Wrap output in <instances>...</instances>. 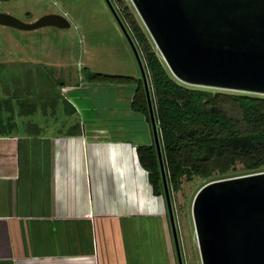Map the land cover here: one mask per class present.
<instances>
[{
	"label": "crops",
	"instance_id": "1",
	"mask_svg": "<svg viewBox=\"0 0 264 264\" xmlns=\"http://www.w3.org/2000/svg\"><path fill=\"white\" fill-rule=\"evenodd\" d=\"M74 86L69 96L75 104L59 93L51 129L35 130L25 121L10 128L0 121V264H127L124 244L137 243L131 231L138 230V218L162 211L136 148L155 141L152 122L132 106L137 83L82 77ZM64 99L77 109L65 124ZM73 122H80L81 132L69 133ZM111 147L135 151L150 187L144 193L134 171L117 167L122 153ZM87 160L94 178L103 179V169H109L110 190L91 184ZM122 196L124 207L138 203V212L117 214Z\"/></svg>",
	"mask_w": 264,
	"mask_h": 264
},
{
	"label": "water",
	"instance_id": "2",
	"mask_svg": "<svg viewBox=\"0 0 264 264\" xmlns=\"http://www.w3.org/2000/svg\"><path fill=\"white\" fill-rule=\"evenodd\" d=\"M132 2L179 80L198 86L264 93V0ZM115 13L119 18L116 10ZM0 25L35 30L44 26L69 28L71 21L58 12L29 22L0 11ZM122 26L142 68L167 203L178 243L145 65L133 38L123 23ZM193 217L203 264H264V171L208 182L195 196ZM180 260L182 262L181 256Z\"/></svg>",
	"mask_w": 264,
	"mask_h": 264
},
{
	"label": "rangeland",
	"instance_id": "3",
	"mask_svg": "<svg viewBox=\"0 0 264 264\" xmlns=\"http://www.w3.org/2000/svg\"><path fill=\"white\" fill-rule=\"evenodd\" d=\"M125 1L137 22L155 43L132 0ZM0 11L11 13L29 22L35 21L47 13L67 12L72 20L69 28L44 26L35 30H21L0 25V114L4 115L5 122H7V106L11 105L17 124L25 121L26 126L30 125L35 130H45L46 127L51 129L50 119L54 118L50 115L53 113L52 97L62 92V86H74L79 80L81 81L82 77L86 78V68L113 74L137 73L140 78H143L136 51L122 23L135 44L136 40L131 32V27L121 13V7L115 0H0ZM136 46L138 48L137 44ZM155 47L163 58L156 43ZM139 53L144 62L140 50ZM144 65L146 69L145 62ZM187 85L264 96V93L237 89ZM90 86L93 90L92 85ZM23 100L34 105L36 109L33 112L25 113L22 107ZM111 150L114 154L115 152L122 153L120 154L121 160L115 159V164L118 168L125 165L129 171H134L137 174L141 192L144 193L145 189L150 188L146 172L139 164L135 151L130 147L128 149L111 147ZM85 157L87 159V154ZM87 161L86 168L90 173L91 184H98L100 187L110 190L113 181L109 169H103V179L94 178L91 175L93 172L92 163L90 160ZM244 174V170L238 169L224 177H214L215 179L195 176L192 180H183L179 189L172 190L169 187L178 243L175 239L166 191H164L165 195H158L162 198L163 203L161 213L153 214L158 217L138 218L139 229L131 231L134 241H139L142 235L149 238V241L152 240L155 258L164 256L169 242L173 264H203L193 217L195 196L205 184L212 180ZM148 193H150L149 190ZM117 199L121 200L123 204L122 210L117 211V214H128L136 209L138 212V203L133 206L134 202H131L130 207H127L130 209L127 210L124 207L125 197H117ZM166 232L169 237L168 241ZM124 247L127 264H153L151 255L147 261L143 259L142 255H139L138 252L141 251L142 246L134 245V243L133 246H130L126 243Z\"/></svg>",
	"mask_w": 264,
	"mask_h": 264
},
{
	"label": "trees",
	"instance_id": "4",
	"mask_svg": "<svg viewBox=\"0 0 264 264\" xmlns=\"http://www.w3.org/2000/svg\"><path fill=\"white\" fill-rule=\"evenodd\" d=\"M115 1L131 27L146 64L168 186L176 190L183 180H192L195 176L215 179L238 169L244 170L245 174L264 171V96L212 90L179 81L160 56L149 34L129 10L126 1ZM85 76L88 80L137 83L138 90L132 106L143 111L151 121L143 78L95 72L88 68L85 69ZM60 96L52 97L54 115L59 112ZM63 103L65 114L58 117L64 118L65 124L67 116L69 119L77 109L66 99ZM22 107L25 113L36 109L26 100L22 101ZM7 113L4 125L9 124L12 128L17 122L11 105L7 106ZM2 119L4 121L5 118L1 113L0 121ZM79 132L80 122H73L69 133ZM136 148L140 163L148 171L154 194L165 195L156 141L139 144ZM137 242L136 245L142 246L138 253L145 261L151 255L153 264H172L167 249L163 257L155 258L152 240L142 235Z\"/></svg>",
	"mask_w": 264,
	"mask_h": 264
},
{
	"label": "built area",
	"instance_id": "5",
	"mask_svg": "<svg viewBox=\"0 0 264 264\" xmlns=\"http://www.w3.org/2000/svg\"><path fill=\"white\" fill-rule=\"evenodd\" d=\"M62 14H64L67 18L70 19V17H69V15H68L67 12H63ZM70 21H71V24H72V20H71V19H70ZM75 88H76V86H62V94H63L67 99H69L71 102H73V103H74V101H73L72 98L69 96V92H70V90L75 89ZM74 104H75V103H74Z\"/></svg>",
	"mask_w": 264,
	"mask_h": 264
}]
</instances>
